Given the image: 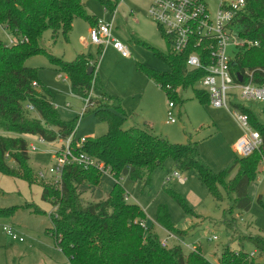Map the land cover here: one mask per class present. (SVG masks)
Wrapping results in <instances>:
<instances>
[{
  "label": "trees",
  "instance_id": "trees-1",
  "mask_svg": "<svg viewBox=\"0 0 264 264\" xmlns=\"http://www.w3.org/2000/svg\"><path fill=\"white\" fill-rule=\"evenodd\" d=\"M100 1L104 9L111 11L118 4V0ZM76 16L83 17L92 26L95 24L83 0H0V24L15 38L12 44L0 38V129L4 132L0 133V171L41 185V198L53 206L48 231L55 236L69 264H264V237L260 235L247 237L260 254L259 261L248 252L235 251L229 246L224 247L216 263L204 257L196 247L184 253L180 245L162 246L155 233L144 232L139 222L145 214L138 204L126 200L119 182L120 174L128 167L134 180L147 174L144 182L147 185L149 174L171 158L176 170L193 172L215 199L223 200V192L228 193L231 210H248L251 206L248 187L257 175L261 158L264 159V123L242 104H233V107L247 115L262 143L249 156L238 157L227 168L216 172L200 156L198 141L170 142L154 134L147 122L123 128V108L110 106L111 97L100 92L97 107L86 112L92 111L106 122L107 131L99 137L86 138L81 149L109 166L115 179L110 191L98 201L81 199L78 185L99 182L101 174L93 166H66L58 188L33 180L26 136H38L48 142L63 140L74 133L76 122L60 119L53 105V95L40 81L37 69L25 66L24 62L30 55L48 53L40 45L46 30L51 31L53 39L59 33L66 39ZM234 25L239 37L258 42L236 49L231 60L234 80L240 82L239 73L241 82L250 80L264 84V0H246L245 10L234 20ZM151 49L169 69L159 71L142 64L139 67L166 93L168 101L181 103L179 88H191L201 104L208 102L207 93L195 87L203 71L186 67V53H161ZM52 60L66 74L73 93L83 94L90 87L95 67L87 74L90 64L86 55L78 54L72 61L54 57ZM28 105L33 109H28ZM235 167H238L237 173L228 178ZM172 195L186 213L194 215L182 197L174 192ZM261 204L264 207V203ZM30 208L37 213L41 211L36 206ZM15 210V207L0 208V216H9ZM156 220L167 231L184 232L175 229L163 204L157 208Z\"/></svg>",
  "mask_w": 264,
  "mask_h": 264
},
{
  "label": "rangeland",
  "instance_id": "rangeland-1",
  "mask_svg": "<svg viewBox=\"0 0 264 264\" xmlns=\"http://www.w3.org/2000/svg\"><path fill=\"white\" fill-rule=\"evenodd\" d=\"M205 1L209 11L213 12L216 0ZM83 3L87 13L95 20L93 26L111 23L112 39L121 42L129 56L123 57L111 43L100 46L91 43L89 30L93 26L83 17L76 16L66 39L61 33L53 39L51 31L46 30L40 39V45L48 53L30 55L24 62L25 66L37 69L40 81L53 95V105L60 119L76 122L75 138L99 137L106 133V122L98 119L92 111L80 115L83 107L81 97L90 93L100 96L102 91L111 97L110 106L120 105L123 108L125 121L122 127L125 129L147 122L154 134L165 137L170 142L198 141L200 156L216 172L227 168L239 157L235 145L244 135V130L233 116L232 104L244 105L264 123V102L241 98L237 89H231L229 92L234 94L230 98L231 103L228 102L227 107H215L210 102L201 104L194 98L191 88H179L183 101L176 103L171 109L175 121L170 122L166 93L139 67L142 64L159 71L169 69L160 55L151 49L165 53L168 46L147 15L149 0H118L115 13L113 10H105L100 0H83ZM7 36L8 31L0 26V38L6 41ZM227 49L235 50L232 46ZM78 54L86 55L89 67H95L90 87L80 95L73 93L66 74L52 60L54 57L72 61ZM195 87L200 89L198 82ZM0 133L4 132L0 129ZM27 140L30 155L28 164L32 168L33 180L38 181L41 178L37 173L40 170L46 171L54 163L53 152L63 142L61 139L39 141L38 136H27ZM262 159L257 166V175L248 187L251 198L248 210H231L228 193L223 192V200L215 199L193 172L176 170L171 158L149 174L147 185H144L147 174L142 179L134 180L130 177L128 167L123 169L119 182L127 196L126 200L142 208L145 214L144 232L151 231L160 240L168 238L169 232L157 222L156 212L159 205L166 206L175 229L184 231L181 234L176 230L170 231L173 237L167 240L168 247L180 245L184 253L196 247L204 257L216 263L224 247L229 246L235 251H255L253 258L259 261L260 254L247 237H264ZM9 163L14 165L11 161ZM95 168L101 174L98 184L90 185L86 182L78 185L83 201L102 199L115 182L111 174L102 173L98 167ZM175 171L184 177L183 181L171 177ZM237 171L238 167H235L228 178H233ZM42 181L59 187L53 183V175L49 173H46ZM41 192L39 183H29L0 171V208H16L13 214L0 216V264H69L65 254L58 248L55 236L48 231L53 206L41 198ZM173 192L185 200L194 215L184 211L172 195ZM31 206H36L41 211L34 212ZM2 224L13 225L24 240H12L3 232Z\"/></svg>",
  "mask_w": 264,
  "mask_h": 264
},
{
  "label": "built area",
  "instance_id": "built-area-1",
  "mask_svg": "<svg viewBox=\"0 0 264 264\" xmlns=\"http://www.w3.org/2000/svg\"><path fill=\"white\" fill-rule=\"evenodd\" d=\"M245 7L246 0H216L215 10L210 12L205 0H149L147 15L166 41L167 51L179 55L186 53V67L189 70L203 71L197 82L200 89L207 93L208 102L215 107H227L228 102L231 103L230 98L234 95L229 92L231 89H237L241 98L264 102V84H256L250 80L236 82L231 72V60L236 49L240 46L258 44L257 41L239 37L238 28L234 25V20L245 10ZM116 8L113 9L114 13ZM0 26L5 30L1 24ZM111 31V23L94 25L89 30V41L97 45L111 43L123 57H128L126 47L118 40L112 39ZM14 41L13 35L8 33L7 44H12ZM229 46L235 50L228 51ZM81 99L83 107L80 115H83L86 111L97 107L100 96L90 93ZM174 106L173 101L169 100L167 113L170 122L175 121L171 111ZM27 108L33 109L31 105ZM233 116L244 130V135L237 141L235 150L239 157L249 156L261 145V136L251 126L246 114L234 108ZM85 140V137L75 138L74 133L63 139L62 146L53 152L54 163L46 171L40 170L37 173L38 177L44 180L46 173H49L53 175V183L59 186L62 172L69 165L94 166L102 173L112 175L109 166L81 149ZM39 141L43 140L39 138ZM30 146L35 148L33 144ZM262 161L264 162V159ZM171 177L184 180L178 171H175ZM139 224L145 227L143 220H140ZM1 228L12 240H24L13 225L2 224ZM168 232V238L160 240L164 247H168L167 240L173 237V233ZM254 254L255 251L249 253L250 256Z\"/></svg>",
  "mask_w": 264,
  "mask_h": 264
},
{
  "label": "water",
  "instance_id": "water-1",
  "mask_svg": "<svg viewBox=\"0 0 264 264\" xmlns=\"http://www.w3.org/2000/svg\"><path fill=\"white\" fill-rule=\"evenodd\" d=\"M91 72H92V68L89 67L88 70H87V74H91ZM237 79L240 82L242 81V76L239 73H237Z\"/></svg>",
  "mask_w": 264,
  "mask_h": 264
},
{
  "label": "crops",
  "instance_id": "crops-1",
  "mask_svg": "<svg viewBox=\"0 0 264 264\" xmlns=\"http://www.w3.org/2000/svg\"><path fill=\"white\" fill-rule=\"evenodd\" d=\"M98 46H100V45H98ZM102 92V91H101ZM105 93V92H104ZM27 137V136H26Z\"/></svg>",
  "mask_w": 264,
  "mask_h": 264
}]
</instances>
